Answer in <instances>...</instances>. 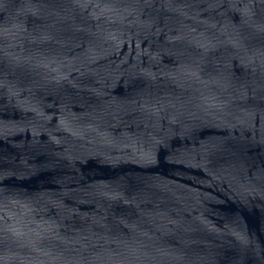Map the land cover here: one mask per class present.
<instances>
[{
  "label": "water",
  "instance_id": "1",
  "mask_svg": "<svg viewBox=\"0 0 264 264\" xmlns=\"http://www.w3.org/2000/svg\"><path fill=\"white\" fill-rule=\"evenodd\" d=\"M0 264H264V0H0Z\"/></svg>",
  "mask_w": 264,
  "mask_h": 264
}]
</instances>
